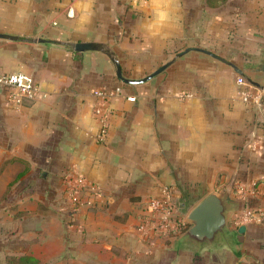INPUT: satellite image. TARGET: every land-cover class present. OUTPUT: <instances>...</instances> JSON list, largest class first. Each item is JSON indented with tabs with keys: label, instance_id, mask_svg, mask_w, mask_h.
I'll return each mask as SVG.
<instances>
[{
	"label": "crops",
	"instance_id": "obj_1",
	"mask_svg": "<svg viewBox=\"0 0 264 264\" xmlns=\"http://www.w3.org/2000/svg\"><path fill=\"white\" fill-rule=\"evenodd\" d=\"M0 33L17 37L0 38V73L29 74L40 90L14 105L0 88V253L41 264H264V223L235 226L233 213L231 249L138 229L165 191L172 222L211 191L264 208V109L241 102L234 83L255 82L264 102V0H0ZM74 42L106 46L129 79L170 63L127 85L104 53ZM94 106L107 109L103 126ZM69 175L86 182L75 201Z\"/></svg>",
	"mask_w": 264,
	"mask_h": 264
},
{
	"label": "built area",
	"instance_id": "obj_2",
	"mask_svg": "<svg viewBox=\"0 0 264 264\" xmlns=\"http://www.w3.org/2000/svg\"><path fill=\"white\" fill-rule=\"evenodd\" d=\"M68 13H71V10H68ZM234 83L238 88L236 94L241 102L245 104L250 103L259 109H264V102H262L260 95L250 89V83L243 76H236ZM0 88L5 90L7 100L14 105L32 102L37 99L40 93L39 86L34 78L20 71L0 73ZM92 94L102 99L103 102H106L111 97V93L103 89H95L92 91ZM126 99L132 101L133 97L127 96ZM106 113V108L93 107L92 114L102 126L105 123ZM65 184L68 196L72 201H75L78 191L86 185V182L81 176L69 175L65 179ZM237 190L238 195L243 193L240 188ZM171 214L172 203L166 191L162 197L149 199L145 205V213L138 225L142 238L147 239L152 234H162L166 231L179 234L178 231L181 225L184 224V221L176 220L172 222ZM232 223L235 226L262 224L264 223V208L244 204L233 212Z\"/></svg>",
	"mask_w": 264,
	"mask_h": 264
},
{
	"label": "water",
	"instance_id": "obj_3",
	"mask_svg": "<svg viewBox=\"0 0 264 264\" xmlns=\"http://www.w3.org/2000/svg\"><path fill=\"white\" fill-rule=\"evenodd\" d=\"M0 38L16 39L17 37L0 33ZM43 41V40H39ZM74 51L95 50L104 53L115 66V76L127 85L143 83L162 72L170 62L156 68L151 73L138 79L123 77L117 59L106 46L95 42L68 43ZM179 55V54H178ZM252 84V82L249 80ZM238 207L236 202L227 198L225 193L211 191L204 195L186 214L184 224L186 229L175 238L176 244L189 246L194 250L201 248L216 249L219 247L232 248L233 231L228 226V218Z\"/></svg>",
	"mask_w": 264,
	"mask_h": 264
},
{
	"label": "rangeland",
	"instance_id": "obj_4",
	"mask_svg": "<svg viewBox=\"0 0 264 264\" xmlns=\"http://www.w3.org/2000/svg\"><path fill=\"white\" fill-rule=\"evenodd\" d=\"M229 193H231V192H229ZM203 195H205V194H193L192 197H194V198L191 200V202H189V203H191L190 205L197 203L201 199V197H203ZM185 209H186V211L184 213H186L189 208H185ZM0 264H19V263L16 260L15 256L2 252V253H0ZM38 264H41V263L38 262Z\"/></svg>",
	"mask_w": 264,
	"mask_h": 264
},
{
	"label": "trees",
	"instance_id": "obj_5",
	"mask_svg": "<svg viewBox=\"0 0 264 264\" xmlns=\"http://www.w3.org/2000/svg\"><path fill=\"white\" fill-rule=\"evenodd\" d=\"M186 227H187L186 224L181 225L178 233L184 231ZM171 235L175 236L177 234L172 233ZM15 258L19 264H38L37 259H35L30 255H16Z\"/></svg>",
	"mask_w": 264,
	"mask_h": 264
}]
</instances>
